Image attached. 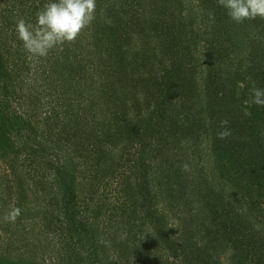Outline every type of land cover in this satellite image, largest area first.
Here are the masks:
<instances>
[{"label":"trees","instance_id":"trees-1","mask_svg":"<svg viewBox=\"0 0 264 264\" xmlns=\"http://www.w3.org/2000/svg\"><path fill=\"white\" fill-rule=\"evenodd\" d=\"M169 1L96 0L95 20L75 40L82 52L70 46L72 43L58 47L50 51L41 64L35 65L40 67L34 79H27L28 85L35 86L29 91L36 88L38 78L45 81V89L41 87L33 96V105L38 107L33 110L42 113L40 110L48 107L52 112L45 117L58 119L65 107L63 115L72 118L77 107L82 111L76 118L88 122L86 115L93 116L94 107L101 108L98 113L102 116L110 112L112 116L114 109L115 113L120 111L117 88H127L130 99L126 101H138L144 86L155 84L153 77L164 72L165 76L155 85L162 92L167 91L166 99L163 97L157 102L151 115H142L137 106L136 118L140 122L136 125L124 122L119 130L109 121L105 126L100 122L101 128L94 133H85L76 126L71 134L65 131L71 125L66 123L64 136L55 131L60 123L50 130L47 140L39 139L33 145L30 142L39 137L35 121L25 119L26 112L10 113V101L23 96L22 90L16 89L21 78H15V73L20 76L30 73L36 62L26 55L27 61L20 65L16 58L25 57L22 43L18 41L16 49L7 43L17 40L15 21L24 18L35 23L36 13L48 0H0V160H8L9 154L20 151L26 156L23 167L28 166V161L44 167L45 173L37 180L38 191L33 192L43 191L53 203L50 206L53 214L45 217L46 226L52 229L51 225L62 217L56 231L68 232L79 247L63 264L104 263L110 255L105 244L114 251L121 247L123 252L126 246L123 241L106 237L110 220L116 224L115 231L124 232L133 224L135 237L131 243L135 247L142 243L148 246L151 241H159V244L167 241L168 248H165H170L171 256L183 264H264V107L251 102L252 89H264V19L236 24L218 0H193V4L199 2L196 4L202 12L201 22L206 26L205 30H200L198 22L193 23L190 32L192 37L200 34L206 38L203 47L208 58L200 59L203 60L199 63L202 73L198 79L204 81L200 85L189 76L192 61L187 51L196 41L186 38V31L171 19L173 13H162L160 4ZM180 7L178 9L182 10L183 6ZM201 16L190 15L192 20ZM4 35L7 42L3 41ZM93 64L112 72V80L97 87L90 74ZM93 86L98 89L93 90ZM179 87L190 90L189 103L177 102L180 113H169L165 104L176 97L182 98L178 95ZM52 89L58 94L49 93ZM175 89L177 93L173 94ZM146 93L150 94L148 90ZM88 94H93L94 99H89ZM124 105L126 109L127 103ZM184 112H191L192 120L189 121V115ZM113 116L114 121L121 119H118L120 114ZM223 121L227 124H222ZM170 129H180L181 133H170ZM225 130L230 134L221 138L219 134ZM173 138L188 142L176 147L171 143ZM20 141L24 145L21 150L15 148L20 146ZM121 141L126 142L124 147H120ZM65 145L68 147L62 149ZM56 148L62 150L65 160L58 157L55 161ZM113 149L123 152L121 163L108 162L112 157L107 155V150ZM75 155L77 160L82 157L90 164L75 163ZM124 156H128L132 171L124 197L127 200L118 206H109L106 199L110 188L115 186L114 175L128 162ZM111 163L114 166H110ZM16 164V161L8 162L6 180L0 181V192L6 190V196L15 198L11 187L14 181L9 177L15 175L21 193L17 204L20 215L26 217L28 189L21 179L23 172ZM22 192H26L25 195ZM121 193L122 189L118 196L121 197ZM2 201L0 194V214ZM174 201L179 206L185 203L188 211L181 235L176 231L172 237L169 232L164 233L167 226L161 205L165 207L166 202ZM127 210L131 213L124 218ZM105 215L108 216L105 229L100 230L101 217ZM149 224L156 236L147 234L145 242L140 239ZM100 250L101 255L96 257ZM85 251H90L88 258ZM122 252H117L121 255L119 258L129 263L128 256ZM0 264L34 263L8 250L0 253ZM110 264L116 263L111 260Z\"/></svg>","mask_w":264,"mask_h":264},{"label":"rangeland","instance_id":"rangeland-1","mask_svg":"<svg viewBox=\"0 0 264 264\" xmlns=\"http://www.w3.org/2000/svg\"><path fill=\"white\" fill-rule=\"evenodd\" d=\"M18 1V0H16ZM115 2L118 3H122L124 0H114ZM178 0H170L167 4H160V8L162 13H173L174 17H171V19H174L175 23L179 26L180 29L185 30L186 31V38H188L191 41H196V43L192 44V49H190V51H187V54H189V56H191L189 59H191L192 61V67L189 68L190 73V79L192 82H196L197 84L202 85L204 81H201L198 79L201 69L200 67H202L199 63L202 62L203 60H206L207 54L206 51L203 47L204 44V38L203 36H200V34H197L195 37L191 36V25H193V23H197L198 25H200V30H205L206 26L204 27V23H202L201 21H203V17L201 16L200 13L201 10L198 9L197 4L199 5V2L196 4H193V0H179L181 2H177ZM180 6H183V9L180 10L178 8H181ZM97 13V12H96ZM150 13H156L154 11H151ZM199 15L201 17L199 18H195V20H192L194 18H191L190 15ZM109 19V18H107ZM114 20V19H112ZM199 29V27H198ZM145 33V32H144ZM200 40L197 44V40ZM0 40L1 37H0ZM137 40V39H136ZM3 41L7 42V38L3 37ZM18 40L15 41V44L13 43L12 40L9 41V43H7L8 45L12 44L13 49H16L14 47H16L18 44ZM190 45V43H188ZM70 45V44H69ZM72 47H74L76 50L78 49L75 41L72 42V44L70 45ZM203 47V49H202ZM78 52H82L81 50L78 49ZM88 51H86L84 54L86 55ZM53 54V53H52ZM186 54V53H185ZM26 55L29 58H33V61L36 63H33L32 67H35L36 64H41L42 63V59L43 58H39V57H34V56H29L26 52H25V57L22 55V57L16 58L17 62L20 64L23 61H27ZM47 57V56H46ZM207 57V58H206ZM203 59V60H200ZM21 65V64H20ZM40 66H36L35 68H32L30 73H23L21 76L17 73H15V78L19 77L21 78L18 82V86L16 89H20L22 90V99L19 100H15L12 99L10 101L11 105V109H10V113L16 111H20V112H26V118L25 119H32L35 121V124L38 129H39V133L38 136L39 137H35L34 139L37 140H32L30 143H32L33 145L35 143H37V141L40 139H45L47 140V137L49 136V134L51 133L50 130H52L54 128V126L56 125H61L59 126V129H56L55 131H59L56 133H60L61 135L64 134V130H65V126L67 125L66 123H70L71 125H69V129L65 130L68 131L69 133H73L75 131V127L77 126L79 128L84 130L85 133L86 132H96L98 129L101 128L100 126V122H104V126L106 122H110L112 127L114 129L119 128V130L121 129V126L124 125L126 122H130L131 125H136L138 122H140L139 120H137V110H135V108L138 106V108L141 110L142 115H147L148 117L151 115V112L156 109V104L158 101L165 98V95L167 93V91L165 90L164 92H162V90L160 89V87L158 88L155 84L159 79H162L165 76V73L163 72L162 74H160L159 77H153V73L152 75H150V77H153V79L155 80V84L152 83L151 85H145L144 88L140 91V98L138 99V101H126L127 99H130V96L127 92V88L124 87H120L116 89V93L120 96V99L118 100L120 105H121V109L120 111H118L117 113H115L116 109L113 110L112 116L111 112L106 115V116H102V114L98 113L101 108L100 107H94L91 111H93V116L91 114H87V119L88 122L86 121H82V119H78L76 118V116L82 111V110H78L77 107H75L74 109V113L72 116V118L69 117H65L63 115V112L66 110V107L64 108L62 114L60 113L61 118H53V117H49L50 119L46 118L45 115L49 114L50 112H52V110H50V108H43L42 113H40L37 110H33V108H38V107H34L33 103L35 102L34 99V94L40 92L41 87L45 89V81H43L42 79H37L36 80V88L31 89L29 91L30 88L35 87L33 85H28V81L27 79H29V77L34 79V74L35 72L39 69ZM25 70V69H24ZM24 72V71H23ZM185 72V71H184ZM93 74V79L96 85L99 86H103L107 83V81H111L112 78L114 77V74L110 71H103L102 68H97L95 67V64H93V72H90V74ZM19 75V76H18ZM167 79V78H166ZM102 80V81H101ZM151 80V79H150ZM168 80V79H167ZM179 85V84H178ZM96 86H93V90L96 91V89H98ZM92 88V87H91ZM109 88V86H108ZM180 90L178 95L182 96V98L180 100L177 99V97L172 101L170 100L169 102H167L165 104V108L169 109V113H178L180 111V108L178 107V105H176L177 102H179L181 105L183 104H187L189 103L187 101L188 98L191 97L190 94V90L187 89L186 90H182L181 87H179ZM115 89V88H113ZM131 91V89H129ZM149 91L150 94H144L146 91ZM36 91V92H34ZM99 90H97L98 93ZM177 90L175 89V91H172L173 94H176ZM201 90H197V92L199 93ZM161 92V94H160ZM51 94H56L57 90L56 89H52L51 92H49ZM32 94V95H31ZM58 94V93H57ZM156 96H155V95ZM148 95V96H147ZM159 95V96H158ZM49 97V95H47ZM190 96V97H189ZM89 99L93 98V94H88ZM175 96H173L172 98H174ZM21 98V97H20ZM124 102L127 103V108L125 109V105ZM137 102V103H136ZM201 103V101H200ZM203 105V104H201ZM86 107V105H85ZM88 107V106H87ZM114 107V105H113ZM124 110V113L122 112ZM202 111H205V109H201ZM97 113V114H96ZM180 113V112H179ZM116 114V117L120 114V116H118V121H114L115 119L113 118ZM189 115L191 114V112H184V115ZM192 115V114H191ZM203 114L200 115V118ZM145 116V117H147ZM115 117V118H116ZM142 120L144 119V116H141ZM125 119V120H122ZM190 119L192 120V116L190 118L189 115V121ZM85 123L83 125H76L78 123ZM125 122V123H124ZM59 123V124H58ZM165 125L162 126V128ZM61 127V128H60ZM61 130V131H60ZM54 131V132H55ZM170 133H177L180 134L181 130H174V129H170ZM183 133V132H182ZM184 134V133H183ZM51 135V134H50ZM54 135V134H53ZM173 135V134H172ZM42 136H45V138H43ZM64 136V135H63ZM34 137V136H33ZM181 139V138H180ZM43 141V140H42ZM74 141V140H73ZM72 141V142H73ZM123 141H121L122 143ZM188 142V140L183 141L182 142H178V139L173 138L172 142L174 146L176 147H183V145H185ZM20 146L15 147L16 149L20 148L23 149L24 145L22 146L23 142L20 141L18 143ZM71 144V143H69ZM126 144V142H123L120 147H124ZM115 146V145H113ZM66 147L68 146H64L62 149H66ZM80 147V145H79ZM14 148V149H15ZM111 150V149H109ZM114 150V149H113ZM55 153H56V157H55V161L57 160L58 157H61L62 160L64 159V153L62 152L61 149H54ZM118 150H114V151H108L107 150V155H111L112 160H108V162L112 161V162H117V163H121V157L123 156V152L119 151V153L117 152ZM18 152V153H16ZM26 150H24V153L26 154ZM28 155V154H27ZM26 156L20 152V151H15L13 154H9L8 155V160H0V181L4 182L6 180V178H4L6 175L5 173H7L8 168L7 164L9 161H16L17 162V167L18 169H20L23 172V175H21V179L26 183L24 184V186L27 187L28 192L27 195L29 197V203L27 204V208L24 211L25 216H19L22 218L17 217L16 220L13 221H5L3 219V212L4 214H8L12 208H19L18 206V194H21L19 191V188L16 186L18 185L16 182V177L15 175H9L10 179L14 181L13 184H11L12 187V191L15 193L16 196H13L15 198H10V196H6V190L1 191L0 194L2 195L3 201H2V208L3 211L0 214V253H6L8 250L10 252H12L14 255L16 254H21V256H26L30 262L34 263V264H63V262H65V259L69 258L70 256H72V254L75 253V251H79V247L78 244L75 245V242L71 239V237L69 236L68 232L64 231V233H60L61 231H56L58 227L61 226V223L63 221V218L61 217L60 219H58V222H54L55 224L51 225L53 228L52 229H48L47 228V224L48 222L45 220L46 215H52L53 212L50 208L51 204H53L49 198V196L43 195V191L40 192V194H38L37 192L34 193L33 191H38V189L36 188L37 184V180L39 179V177H42V174L45 173V169L44 167H39L37 165L36 162H33L31 164V162L28 161V166L26 165L25 167H23L22 163L23 160L25 161ZM125 160H128V156H124ZM131 159V157H130ZM85 158L83 159L81 157V160H77V155H75V163H80L81 165H85L84 162H86L87 164H90V162L84 161ZM104 161V160H103ZM105 162V161H104ZM84 163V164H83ZM110 166H114V163L109 164ZM131 163L128 162L124 165V167L120 168L117 170V175H114V180H113V184L116 186L117 185V190H121L122 189V193H121V197L118 196V191L114 189V187L110 188V196L106 199L109 201L110 205L109 206H113V205H120L121 203H124V201L126 202L127 198L126 197V190H127V183H128V177L131 176V174H129L130 172L132 173V171L130 170ZM38 167V168H36ZM107 168H109L108 166H106ZM31 173V174H30ZM159 175H156L155 177H158ZM43 185V184H41ZM40 187V186H39ZM38 187V188H39ZM5 189V187L3 188ZM26 193V192H25ZM25 193L22 192V195H25ZM115 196L117 197V200ZM95 198V197H94ZM95 201L96 198H95ZM93 200V205L96 204ZM162 203V202H161ZM178 202L174 201L172 204L170 202H166L164 204L165 207H163V203L161 205L162 208V214L166 220V226L167 228H164V233H170L169 235H171L172 237H174V235L176 234V231L178 232V234L181 235V228L183 226V224L185 223L186 219V215H187V206L185 203H181L179 206L177 204ZM189 207V205H188ZM48 212V213H47ZM129 213H131V210H127L125 212V214L123 215L124 218L128 217ZM56 215V214H55ZM119 215V214H118ZM131 216V215H130ZM120 217V216H119ZM101 221H100V230L105 229V224L107 222V218L108 216H103L101 217ZM118 219V217L116 218ZM45 220V221H44ZM116 222V221H115ZM109 225L106 227V229H108V234H107V238L109 239H114L115 241H123L124 244V249L123 252L121 250V247L118 248L116 251L111 250L112 247H109L105 244V250H107V253H110V255L108 256V259L104 261V263H101V261H98V264H110V261L113 260L115 261V263L117 264H130V262H133L132 264H156V263H160V264H183L182 261L180 259H175L174 257L171 256V254H173L170 250V248L167 250L165 248V246L168 248L167 246V241L164 243L159 244L160 242L157 241L158 243L151 241V243L147 246L144 243H142L141 245H137L136 247L134 246V243H131L135 237V235L132 233H135L132 230V225L131 224L128 228H125L124 225L123 227L126 229L124 232L120 230L115 231L116 228H114L112 220L107 222ZM64 226V225H63ZM61 230V229H59ZM117 234V236H114L115 233ZM143 236L141 237L140 240L145 241L148 238V235H155L156 233L154 232L153 226L152 225H148L146 227V229L143 232ZM179 235V236H180ZM114 236V237H112ZM139 240V241H140ZM135 242H138L137 240ZM110 244V242L108 243ZM132 246V247H131ZM109 247V248H108ZM120 249V250H119ZM117 252H122L125 255L128 256L129 259V263H127L126 261H122L119 257L121 256L120 254H118ZM88 255H90V251H85V256L88 258ZM99 255H101V250H100V254H97L96 257H98ZM171 256V257H170ZM170 258V260H169ZM169 261H168V260ZM92 259H88V261H91ZM97 264V263H96Z\"/></svg>","mask_w":264,"mask_h":264},{"label":"clouds","instance_id":"clouds-1","mask_svg":"<svg viewBox=\"0 0 264 264\" xmlns=\"http://www.w3.org/2000/svg\"><path fill=\"white\" fill-rule=\"evenodd\" d=\"M218 3L236 24L264 19V0H218ZM95 14L96 0H48L36 13L35 23L24 18L15 21L16 39L29 56L43 58L50 51L74 42L95 20ZM251 102L264 107V89L253 88ZM222 124L226 125L227 121ZM229 134L225 130L219 135L224 138ZM20 211L19 208H12L3 219L14 222Z\"/></svg>","mask_w":264,"mask_h":264}]
</instances>
